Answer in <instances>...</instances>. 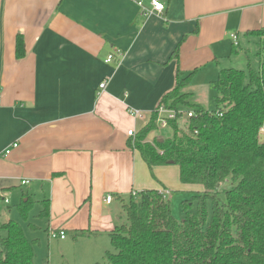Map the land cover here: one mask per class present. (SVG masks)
I'll list each match as a JSON object with an SVG mask.
<instances>
[{
	"label": "crops",
	"instance_id": "0c3cea01",
	"mask_svg": "<svg viewBox=\"0 0 264 264\" xmlns=\"http://www.w3.org/2000/svg\"><path fill=\"white\" fill-rule=\"evenodd\" d=\"M151 1L143 0L146 9ZM157 1L163 12L144 15L133 0H0V200L18 212L31 199L48 241L72 242L85 264L111 248L131 196L180 186L170 178L179 179L178 168L149 169L128 136L148 124L177 73H194L181 90L189 98L213 87L225 62L264 56V38L250 34L264 31V0Z\"/></svg>",
	"mask_w": 264,
	"mask_h": 264
},
{
	"label": "trees",
	"instance_id": "16d2710c",
	"mask_svg": "<svg viewBox=\"0 0 264 264\" xmlns=\"http://www.w3.org/2000/svg\"><path fill=\"white\" fill-rule=\"evenodd\" d=\"M250 34L264 38V31ZM16 55H24L21 38ZM255 57L258 71L249 60L246 71H219L211 112L189 103L181 91L194 73H177L174 89L160 105L191 110L195 116L186 123L169 121L172 137L150 145L144 141L157 130L154 113L133 148L149 169L176 166L181 184L203 189L181 203L182 221L174 219L157 190L131 196L122 206L126 223L110 232L111 250L95 264H264V139L259 137L264 130V56L259 51ZM193 202L195 211L190 212ZM32 205L28 198L17 207L23 220ZM0 229L6 232L0 236V264H33L36 243L27 240L21 226L10 221Z\"/></svg>",
	"mask_w": 264,
	"mask_h": 264
},
{
	"label": "rangeland",
	"instance_id": "374dc122",
	"mask_svg": "<svg viewBox=\"0 0 264 264\" xmlns=\"http://www.w3.org/2000/svg\"><path fill=\"white\" fill-rule=\"evenodd\" d=\"M260 42H261L260 46L261 48H263L264 39L261 40ZM239 55L240 56L242 55V57H245V54L241 51ZM248 60L251 63L252 68L255 71H258L260 66H259V61L257 60V57H255V55L251 53V55L248 56ZM229 65H231V67L235 69H240L244 71H246L247 69L246 63L243 60L241 62L238 60H231L230 63L225 62L226 67H223V69L229 68L228 67ZM213 96H214V90H213V87L209 84V85H206L204 89L202 86V90L198 91L195 95L191 94V96L188 98V102L193 105H197L201 107L205 111L211 112L215 108ZM171 137H172V131L169 127L164 128V129L158 128L156 131L149 134L147 137V140H145L144 142L151 145L153 141L156 139L165 140ZM259 137L262 140L264 139V130L260 131ZM170 168L175 169L174 171H177L176 166H170ZM170 178H173L174 183L176 185L180 184L181 187L179 186L177 188L170 189L169 194H165L164 196H165L166 201H168L169 203L171 215L174 217L175 220L182 221L185 214L181 210V203L182 202L189 203L192 199V195L196 194L197 192L202 191L203 188L202 186H193V185H187V188H185L184 187L185 185L180 183V180L178 179V174L176 173L175 174L172 173ZM225 187H221V190H220L221 194L225 190ZM7 200H8V204H5L4 200H0V207H1L0 221L3 220V217H2L3 212L10 210L12 211L11 212L12 217L10 218L13 221H16L20 224L25 237L28 240H32V239L38 240L37 245L34 247L35 257H34L33 264H85L82 262V249H77V247L72 246V242L69 241L65 243H60L53 239H50L48 241L47 234L45 232L44 220H40L39 218L34 217V214H35L34 211L37 210V206H35L31 210V213L28 219L23 220L18 215V212L16 211V208L14 207L13 203L9 199ZM192 205L193 206L190 209V212L195 211V207H196L195 202H193ZM210 211H211V204H208V212L210 213ZM118 217L121 218L120 225L126 223V216L123 210L120 211ZM29 224L36 225L38 229L29 228L28 226ZM0 233L4 234V232H1V230H0ZM107 250L110 251L111 248L107 247ZM98 262H101V261L98 260Z\"/></svg>",
	"mask_w": 264,
	"mask_h": 264
},
{
	"label": "built area",
	"instance_id": "2783aa9c",
	"mask_svg": "<svg viewBox=\"0 0 264 264\" xmlns=\"http://www.w3.org/2000/svg\"><path fill=\"white\" fill-rule=\"evenodd\" d=\"M133 2L135 3V5L139 8V10L144 14V15H151L153 13H157V14H161L164 10V6L157 0H152L150 2V9H146L143 5V0H133ZM230 39L232 42V45L234 47H237L238 41H237V36L235 34L230 35ZM118 55L121 56V54L119 53ZM114 60V56L113 55H108L105 59V63L109 64L112 63ZM105 88V83H102L99 86L100 90H104ZM157 114V120H156V124H157V129L161 128H167L169 127V121H173V120H177L180 123H186L188 119H191L192 117L195 116V113L193 111H187V110H183V109H177V110H171V109H167L164 106L160 105L155 112ZM131 115H133L134 117H139L141 118L142 115L141 113H139L138 111H133L131 112ZM185 121V122H183ZM128 136L130 137H135L136 134L134 131H129L128 132ZM18 145L15 143L13 144L10 148L14 149L16 148ZM11 152V149H8L5 151L4 156L9 155ZM29 181H22V185L28 184ZM105 203L106 204H110L112 202V198L110 196H107L105 198ZM54 236V235H53ZM60 238L64 239L65 235L61 232L60 233Z\"/></svg>",
	"mask_w": 264,
	"mask_h": 264
}]
</instances>
